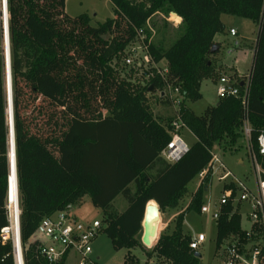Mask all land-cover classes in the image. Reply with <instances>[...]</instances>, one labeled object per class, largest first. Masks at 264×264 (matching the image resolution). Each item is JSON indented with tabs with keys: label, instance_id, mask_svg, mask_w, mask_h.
I'll return each mask as SVG.
<instances>
[{
	"label": "trees",
	"instance_id": "trees-1",
	"mask_svg": "<svg viewBox=\"0 0 264 264\" xmlns=\"http://www.w3.org/2000/svg\"><path fill=\"white\" fill-rule=\"evenodd\" d=\"M114 17L97 25L83 13L71 17L65 0H7V20L15 145L20 208V241L24 264H49L31 237L41 220L69 210L88 195L103 211L102 231L114 249L146 248L141 240L145 204H158L163 213L176 209L186 185L198 176L215 148L232 149L243 138L247 119L251 133L248 155L264 171L257 138L264 135V0H109ZM170 11L181 17L182 32L167 48L163 38L149 40L147 21ZM221 14L253 20L257 26L249 83L239 95L218 97L215 105L196 114L188 102L201 98L200 85L215 72L209 56L221 43L214 36L225 30ZM158 34L162 29L156 28ZM144 32L151 61H165L166 82L153 74L133 91L111 65ZM2 22L0 19V46ZM219 49L211 53V48ZM166 83L185 94L181 118L195 140L176 162L160 152L171 136L173 116L152 110V96L162 95ZM154 84L155 91L147 88ZM245 97V103L242 97ZM9 126L4 57L0 47V229L7 225L6 184L9 173ZM211 169L193 192L188 210L200 212ZM122 195L126 208L112 202ZM155 202H154V201ZM232 206L220 208L215 220L218 247L230 234L245 235L241 216ZM185 212H179L157 241L146 249L156 264H197L182 232ZM245 238V237H244ZM127 258H133L128 253ZM65 256L53 264H64ZM127 261V259H126ZM125 261V262H126ZM0 264H14L10 242H0ZM126 264V263H125Z\"/></svg>",
	"mask_w": 264,
	"mask_h": 264
},
{
	"label": "rangeland",
	"instance_id": "rangeland-1",
	"mask_svg": "<svg viewBox=\"0 0 264 264\" xmlns=\"http://www.w3.org/2000/svg\"><path fill=\"white\" fill-rule=\"evenodd\" d=\"M65 12L71 17L86 13L90 16L92 25H97L106 19L114 17L113 6L109 0H65ZM172 12L173 11H170L165 18H163L161 14H155L149 21L150 25L151 22H155L157 29L161 28L165 21L166 28L161 30L162 35L158 34L157 30L151 25L153 30H150L151 34L149 39L156 41L163 38L166 48L178 38L182 32V29L178 28L180 26L181 17H179V20L175 19V14H171ZM221 18L225 24V30L217 34V38L219 40L221 39V46L217 54L209 56L215 73L211 75V77L201 81V98L193 102H188V106L196 114H200L207 106L214 103L216 104L218 97L216 95L215 83H217V79L220 75L226 73L229 75L238 74L244 77L248 74L252 63L254 40L257 30L255 22L246 17L229 14H221ZM230 27L236 31L234 37L228 34V29ZM234 39L239 40V45L234 48L231 54H227L226 50L230 47ZM0 47L2 49V38ZM146 52L145 47L142 46L141 39L138 40L134 38L120 55L111 62L118 78L126 81L133 91H137L145 85L149 81L150 75L156 71L155 68H151V61L147 63L144 60ZM126 58L131 59L130 64L126 63ZM138 61L144 62L141 67L137 66L136 63H138ZM157 66L162 68L166 66V63L165 61H161L156 64V67ZM157 94L151 98V100L154 99L151 105L154 114H158L162 117L173 116V106H171L170 103L166 104L162 102ZM182 133L184 140L191 145L195 138L191 135L190 131L183 129L181 131V134ZM246 143L247 141L243 137L237 141L232 149L215 148L214 151L225 169L219 164L211 167L210 181L207 184L208 189L205 191L202 198V205L208 207L207 212L201 213L196 210L187 211V206L199 182L198 177H195L187 183L186 191L179 206L172 210L166 209V211L162 213L166 225H164V229L168 225L170 229H172L174 226L172 220L179 212H185L182 232L189 235L191 238L203 234L205 240L200 243L196 249V252L201 254L197 264H224L223 251L226 246V241H223L216 247L215 219L212 217V213L218 207L223 186L235 177L242 181L251 191H257L256 172L253 161L248 155ZM112 205L116 211L121 212L126 208L127 202L122 195H118L113 200ZM248 209L249 206L247 203H240L239 214L241 216L242 228H249L250 226V222L247 218ZM69 214L76 216L77 219L81 221L93 219L101 220L103 217V211L91 203L88 195H85L78 204L70 207ZM159 227L160 224L156 226V232ZM141 235L142 233L140 234V240ZM145 247L146 248L136 247L129 250L126 248L116 250L112 247L108 236L103 231H100L92 242V255L97 264H156L155 257L149 259L146 255V249L152 247V245ZM128 253H130L133 258H127ZM65 264H77L76 258L70 255Z\"/></svg>",
	"mask_w": 264,
	"mask_h": 264
},
{
	"label": "built area",
	"instance_id": "built-area-1",
	"mask_svg": "<svg viewBox=\"0 0 264 264\" xmlns=\"http://www.w3.org/2000/svg\"><path fill=\"white\" fill-rule=\"evenodd\" d=\"M4 2L6 8L4 9ZM7 13V0H0V19L2 15ZM173 14V13H171ZM167 18V17H166ZM147 26L153 30L149 21ZM231 36L236 35V31L229 29ZM135 38L141 39L142 46L146 49L144 60L148 63L151 61L148 53L147 45L144 42V32L138 29ZM150 38V37H149ZM150 40V39H149ZM239 45V40L234 39L230 47L226 50L227 54H231ZM126 63L130 64L131 59L126 58ZM144 62L138 61L137 66L141 67ZM151 68H155V73L166 82L168 73L167 66L156 67L155 62H150ZM151 74L150 77L153 75ZM242 83V85H240ZM249 83V72L242 77L238 74H222L218 77L216 83L217 97L227 95H239L240 86L246 91ZM171 106H173V119L171 120V136L166 145L162 148L160 155L169 163L178 161L189 149V144L182 137L181 131L188 129L185 122L181 118V106L185 99L178 87H174L166 83L165 89L162 91ZM245 103V97H242ZM251 127L247 119H244L242 126V135L248 141L250 138ZM259 152L264 155V135L260 134L257 138ZM256 172L257 191H251L242 181L233 177L227 182L221 192L217 209L212 213V217L216 220L220 215V208L230 204L232 206L231 213L238 212L240 203L245 202L249 206L247 218L250 222L249 228H242L245 235L243 238L238 234H230L226 241L224 249V264H264V171L251 158ZM222 165L215 151L211 152V159L207 166L198 174V185L213 165ZM225 169V168H224ZM9 174V173H8ZM8 178V176H7ZM17 186V179H16ZM15 199L11 200L7 184H6V217L7 225L0 229V242H10L11 254L14 264H24L23 250L20 241V208L18 187H16ZM208 207L202 205L200 212H207ZM102 231V225L99 219L89 221L78 220L76 216L69 214V210H59L53 214L44 217L35 232L34 238L39 241V255L42 256L47 263L53 264L59 261L63 256L74 253L77 264H97L92 255V242ZM245 237V238H244ZM205 240L203 234L191 238L189 247L196 251L200 243Z\"/></svg>",
	"mask_w": 264,
	"mask_h": 264
},
{
	"label": "water",
	"instance_id": "water-1",
	"mask_svg": "<svg viewBox=\"0 0 264 264\" xmlns=\"http://www.w3.org/2000/svg\"><path fill=\"white\" fill-rule=\"evenodd\" d=\"M6 4L4 2V9ZM173 14L177 15L175 12ZM178 16V15H177ZM2 54L4 57L5 65V87H6V96H7V118L9 126V152H8V167L9 172L12 169L15 170L16 177V165H15V145H14V132H13V110H12V90H11V72H10V53H9V36H8V20L7 13L5 12L2 15ZM219 49L218 46H213L211 48V53L216 52ZM242 85V83L240 84ZM155 91L154 84H150L147 88L148 93H153ZM149 200L144 207L143 217L141 221V242L144 246H153L157 241L158 237L164 230L165 221L163 219V214L159 209L158 204L155 202L154 205L150 203ZM160 222V227L155 231V226L153 224ZM166 226V225H165ZM196 257H200L201 254L195 252Z\"/></svg>",
	"mask_w": 264,
	"mask_h": 264
},
{
	"label": "bare ground",
	"instance_id": "bare-ground-1",
	"mask_svg": "<svg viewBox=\"0 0 264 264\" xmlns=\"http://www.w3.org/2000/svg\"><path fill=\"white\" fill-rule=\"evenodd\" d=\"M175 17H176L175 19L179 20V16L175 15ZM2 39H3V36H2ZM14 173H15V170L12 169L11 172H9L8 178H7V189H8V192H9V195H10L12 202L15 199L16 190H17L16 189V187H17L16 186V177H15Z\"/></svg>",
	"mask_w": 264,
	"mask_h": 264
},
{
	"label": "crops",
	"instance_id": "crops-1",
	"mask_svg": "<svg viewBox=\"0 0 264 264\" xmlns=\"http://www.w3.org/2000/svg\"><path fill=\"white\" fill-rule=\"evenodd\" d=\"M221 18V17H220ZM221 20H222V18H221ZM222 22H223V20H222ZM224 23V22H223ZM229 29H231V27L229 28ZM229 29H228V34H229ZM229 36H231L230 34H229ZM231 37H233V36H231ZM255 38H256V35H255ZM214 40L215 41H217V42H220L221 43V39L219 40L218 38H217V34L214 36ZM254 43H255V40H254ZM253 52H254V47H253ZM253 56V55H252ZM215 85H216V83H215ZM218 101V100H217ZM217 103V102H216ZM212 105H215V103L214 104H212ZM191 133V132H190ZM191 135L193 136V134L191 133ZM182 136H183V133H182ZM194 137V136H193ZM158 223H155V224H153L154 226H155V229H156V226L157 225H159L160 224V222L159 221H157ZM34 236L35 235H33L32 237H31V240L34 238ZM74 256L75 258H76V256L74 255V253H69L68 255H66L65 256V260H64V264L66 263V260H67V258L69 257V256Z\"/></svg>",
	"mask_w": 264,
	"mask_h": 264
}]
</instances>
